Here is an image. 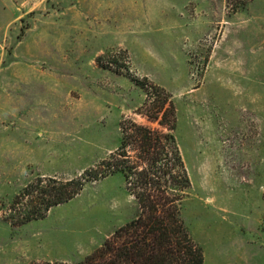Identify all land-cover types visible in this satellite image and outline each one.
<instances>
[{
  "label": "rangeland",
  "instance_id": "374dc122",
  "mask_svg": "<svg viewBox=\"0 0 264 264\" xmlns=\"http://www.w3.org/2000/svg\"><path fill=\"white\" fill-rule=\"evenodd\" d=\"M108 51L172 96L180 216L204 264H264V0H0V264L76 262L137 213L116 173L42 219H4L36 176L108 156L124 117L148 124L143 89L95 62Z\"/></svg>",
  "mask_w": 264,
  "mask_h": 264
},
{
  "label": "trees",
  "instance_id": "16d2710c",
  "mask_svg": "<svg viewBox=\"0 0 264 264\" xmlns=\"http://www.w3.org/2000/svg\"><path fill=\"white\" fill-rule=\"evenodd\" d=\"M227 2L233 13L246 4V0ZM111 55L100 54L95 62L110 69L117 65ZM120 68L143 89L145 97L135 113L148 124L124 117L119 144L108 156L72 178L36 176L8 204L4 219L14 225L42 219L53 206L75 197L86 182L118 173L137 203V213L83 259L68 264H204L203 249L180 216L191 182L174 133L175 103L162 86L132 76L127 64L117 65L115 71Z\"/></svg>",
  "mask_w": 264,
  "mask_h": 264
}]
</instances>
